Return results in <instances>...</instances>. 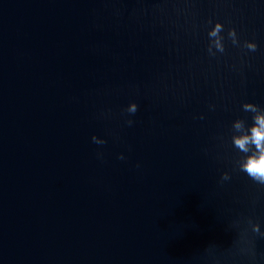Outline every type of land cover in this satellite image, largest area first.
<instances>
[{"label": "water", "instance_id": "95a60500", "mask_svg": "<svg viewBox=\"0 0 264 264\" xmlns=\"http://www.w3.org/2000/svg\"><path fill=\"white\" fill-rule=\"evenodd\" d=\"M250 102L264 0H0V264H264Z\"/></svg>", "mask_w": 264, "mask_h": 264}, {"label": "clouds", "instance_id": "9594fccd", "mask_svg": "<svg viewBox=\"0 0 264 264\" xmlns=\"http://www.w3.org/2000/svg\"><path fill=\"white\" fill-rule=\"evenodd\" d=\"M222 30V25L217 23L215 28L209 33L211 37H217L219 32ZM229 35L235 37V30H230ZM233 43L235 40L233 39ZM216 47L219 51L223 52V45L219 42V39L216 41ZM247 47L250 51H256V44H248ZM138 110L136 103L132 104L129 109V112L134 114ZM243 110L245 112H251L253 114L252 125L246 129V132L242 136L234 137L233 143L243 153H250L247 156L246 162L242 165L241 171L245 172L248 177L258 184L264 185V108L259 107L254 103H244ZM203 119V116L200 117ZM133 123L132 120H128L127 124L131 126ZM237 130L243 129L245 127V122L243 120H236L233 125ZM93 141L96 143L95 136L92 137ZM105 141L102 142V144ZM254 146V150L249 146ZM123 159V155L119 157ZM222 180H229L230 176L227 172L222 174ZM259 235L264 237V233H259V228L254 229Z\"/></svg>", "mask_w": 264, "mask_h": 264}]
</instances>
